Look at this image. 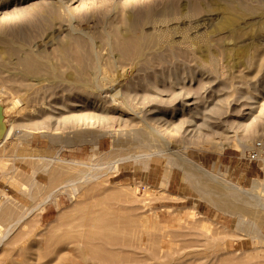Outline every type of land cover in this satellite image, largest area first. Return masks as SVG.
<instances>
[{
  "label": "rangeland",
  "instance_id": "1",
  "mask_svg": "<svg viewBox=\"0 0 264 264\" xmlns=\"http://www.w3.org/2000/svg\"><path fill=\"white\" fill-rule=\"evenodd\" d=\"M0 36V264H264V0H0Z\"/></svg>",
  "mask_w": 264,
  "mask_h": 264
},
{
  "label": "bare ground",
  "instance_id": "2",
  "mask_svg": "<svg viewBox=\"0 0 264 264\" xmlns=\"http://www.w3.org/2000/svg\"><path fill=\"white\" fill-rule=\"evenodd\" d=\"M131 30H132V32H131V34H130V36L129 37H127V38H123V39H121V38H118V36L117 35H115L114 36V38H112V43L115 45V46H117V48L120 50V52H121V54L123 55V56H126V57H128V56H132V57H138V56H140V54L142 53L141 51H142V48H144V46H147L149 43H150V38H149V40H148V38H146L144 35H139V34H137L136 33V25H135V22L133 23L132 22V25H131ZM110 36V35H109ZM110 39V38H109ZM0 40H2V37L0 36ZM71 40V39H70ZM83 41H82V39H72L71 41H69V42H66L67 44L65 45V46H63V48H62V50L64 51V54H67L68 55V53H72L73 55H79V56H81L82 55V53L79 51V49L77 48L78 46H80V44L82 43ZM110 42H111V40H110ZM6 43V42H5ZM65 44V43H64ZM76 50V51H75ZM142 55V54H141ZM32 56V55H31ZM30 55H28L27 57H26V59L25 60H27L26 61V64H29L30 63V61H31V59H32V57H31ZM83 56V55H82ZM39 58V57H38ZM41 60V59H40ZM40 64V63H39ZM14 102V106H16V104H18V103H20V100L19 99H16V100H14L13 101ZM4 104V103H3ZM0 105H1V103H0ZM14 106H12V107H14ZM12 107H10V108H12ZM8 109H9V107L7 106V107H4L3 105H1L0 106V116H2V120L0 121V137H1V134H2V131H3V128H4V123H5V121H4V119L6 118V114H7V112H8ZM5 115V116H4ZM10 129H12V126H11V128ZM8 131H9V129H7ZM6 130V131H7ZM6 131L4 132V134H3V136H2V138H0L1 140L5 137V135H6ZM10 132V131H9ZM9 132H7V133H9ZM9 135V134H8ZM7 137V136H6ZM5 137V138H6ZM4 140V139H3ZM2 140V141H3ZM6 140V139H5ZM0 143H1V141H0ZM143 143V142H142ZM151 144V143H150ZM159 154V153H158ZM186 167L187 168H189V166L188 165H186ZM196 169V168H195ZM192 171H194L193 169H191ZM198 171V170H197ZM196 177H198L197 175H196ZM193 178V177H192ZM195 178V177H194ZM254 189V190H253ZM250 190H252V191H250V192H252L253 193V191L254 192H256L257 194H259L260 196H263L264 197V184L261 182V181H255L254 182V188H252V189H250ZM206 191V190H205ZM233 191H236V190H233ZM237 192V191H236ZM235 192V193H236ZM205 193H207V192H205ZM234 192H233V194H235ZM208 194V193H207ZM238 194V193H237ZM256 196V195H255ZM228 197V196H227ZM216 200H217V198H215ZM210 200H211V198H210ZM213 200H214V198H213ZM213 200H211L212 202H214ZM223 201V200H222ZM218 202H219V200H217L216 201V204L215 205H217L218 204ZM245 203V202H244ZM214 204V203H213ZM225 206H226V204H224ZM224 208V207H223ZM227 208V207H226ZM237 209V208H236ZM195 212V211H194ZM197 212V211H196ZM241 217H242V215H241ZM242 219V218H241ZM241 221V220H240ZM255 232V231H254Z\"/></svg>",
  "mask_w": 264,
  "mask_h": 264
},
{
  "label": "built area",
  "instance_id": "3",
  "mask_svg": "<svg viewBox=\"0 0 264 264\" xmlns=\"http://www.w3.org/2000/svg\"><path fill=\"white\" fill-rule=\"evenodd\" d=\"M244 158L256 162L264 168V138L254 140L244 151Z\"/></svg>",
  "mask_w": 264,
  "mask_h": 264
},
{
  "label": "crops",
  "instance_id": "4",
  "mask_svg": "<svg viewBox=\"0 0 264 264\" xmlns=\"http://www.w3.org/2000/svg\"><path fill=\"white\" fill-rule=\"evenodd\" d=\"M225 157H226V162H227V157L232 158L233 155L227 153V154L225 155ZM218 158L221 159L222 157H218ZM219 159H217V160H219ZM217 160H216V161H212V164L216 165ZM221 160H222V159H221ZM228 161H229V160H228ZM255 163H256V162H255ZM168 185H169V186H172V188H174V189L176 190V192H178L179 194L183 193V192L180 190L179 186L176 187V185H175V181H174V180H171V181L169 182ZM45 211H46V210H45Z\"/></svg>",
  "mask_w": 264,
  "mask_h": 264
},
{
  "label": "water",
  "instance_id": "5",
  "mask_svg": "<svg viewBox=\"0 0 264 264\" xmlns=\"http://www.w3.org/2000/svg\"><path fill=\"white\" fill-rule=\"evenodd\" d=\"M2 120V116H0V121ZM6 121H5V123H4V128H3V131H2V134H1V137L0 138H2V136H3V134H4V132L7 130V128H6ZM1 140V139H0Z\"/></svg>",
  "mask_w": 264,
  "mask_h": 264
}]
</instances>
